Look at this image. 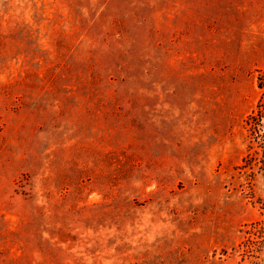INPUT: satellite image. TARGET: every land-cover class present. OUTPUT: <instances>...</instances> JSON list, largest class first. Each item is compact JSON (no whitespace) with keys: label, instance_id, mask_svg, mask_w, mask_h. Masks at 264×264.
Masks as SVG:
<instances>
[{"label":"rangeland","instance_id":"1","mask_svg":"<svg viewBox=\"0 0 264 264\" xmlns=\"http://www.w3.org/2000/svg\"><path fill=\"white\" fill-rule=\"evenodd\" d=\"M0 264H264V0H0Z\"/></svg>","mask_w":264,"mask_h":264}]
</instances>
